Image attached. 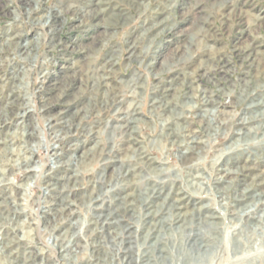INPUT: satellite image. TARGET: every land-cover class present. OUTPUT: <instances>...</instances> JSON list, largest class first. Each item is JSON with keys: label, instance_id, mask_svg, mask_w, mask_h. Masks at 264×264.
<instances>
[{"label": "rangeland", "instance_id": "obj_1", "mask_svg": "<svg viewBox=\"0 0 264 264\" xmlns=\"http://www.w3.org/2000/svg\"><path fill=\"white\" fill-rule=\"evenodd\" d=\"M49 242L264 264V0H0V264Z\"/></svg>", "mask_w": 264, "mask_h": 264}, {"label": "built area", "instance_id": "obj_2", "mask_svg": "<svg viewBox=\"0 0 264 264\" xmlns=\"http://www.w3.org/2000/svg\"><path fill=\"white\" fill-rule=\"evenodd\" d=\"M47 245H51V243L49 242L48 244H46L45 246H46V248H45V250L47 251V253L46 252H44V254H45V256H43L42 257V264H45V262H48V263H51L52 262V258H51V255H53L54 254V250L53 249H51V248H49ZM52 250V251H51ZM74 252V251H73ZM74 259V258H73ZM76 260V259H75Z\"/></svg>", "mask_w": 264, "mask_h": 264}]
</instances>
